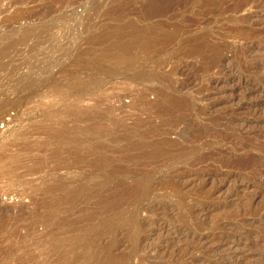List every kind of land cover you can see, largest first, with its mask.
I'll list each match as a JSON object with an SVG mask.
<instances>
[{
  "label": "rangeland",
  "instance_id": "obj_1",
  "mask_svg": "<svg viewBox=\"0 0 264 264\" xmlns=\"http://www.w3.org/2000/svg\"><path fill=\"white\" fill-rule=\"evenodd\" d=\"M152 1L0 0V264H264V0Z\"/></svg>",
  "mask_w": 264,
  "mask_h": 264
},
{
  "label": "bare ground",
  "instance_id": "obj_2",
  "mask_svg": "<svg viewBox=\"0 0 264 264\" xmlns=\"http://www.w3.org/2000/svg\"><path fill=\"white\" fill-rule=\"evenodd\" d=\"M167 2L168 0H153L152 2H147L149 4L145 7L144 13L150 14L155 11L162 10L164 8V5L168 4ZM129 19L132 20V18H129ZM169 35H170V32H168L164 28V25L159 24L158 22L157 23L155 22L154 24H150V23L149 24H146V23L136 24L135 22L129 21L128 23L124 24V26L117 27L116 31H114L113 39L111 40L112 42L110 41L111 48L109 49H111V52L113 53L115 60L120 61L127 65H131V64L136 63L139 60V57H140L139 51L151 47L152 45L156 44L159 40ZM109 54H106V55L109 56ZM104 257L106 259H109L110 255L107 252H105Z\"/></svg>",
  "mask_w": 264,
  "mask_h": 264
}]
</instances>
